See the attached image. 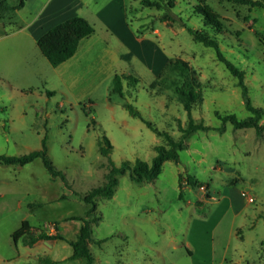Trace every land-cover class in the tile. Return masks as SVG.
<instances>
[{
	"label": "rangeland",
	"instance_id": "1",
	"mask_svg": "<svg viewBox=\"0 0 264 264\" xmlns=\"http://www.w3.org/2000/svg\"><path fill=\"white\" fill-rule=\"evenodd\" d=\"M7 1L15 5L19 0ZM45 1L30 3L39 6ZM172 3L176 16L171 27L159 20L165 9L130 3L128 17L145 41L131 49L109 45L114 57L120 56L117 62L97 42L83 47L71 69L73 77L59 76L52 70L47 75L46 69L40 68L44 77L39 80L27 74L23 81L12 79L11 86L7 79L0 81V155L27 154L40 148L46 137L48 155L66 178V183L52 178L39 158L23 166L0 162V204L8 208L0 210L4 216L0 218V256L6 260L1 264H39L37 258L42 256L56 260V264H86L83 258H69L72 247L68 242L75 240L82 218L90 221L92 264L177 263L183 250L172 241L178 244L188 234L204 233L217 220V250L233 223L245 235L241 247L248 260L261 256L260 264H264L259 246L264 240V131L234 129L230 123L220 128L215 111L238 118L250 114L241 87L215 51L193 42L185 29H202L197 5L218 17L223 28L218 35L220 50L244 71L251 105L264 111V8L227 0ZM28 16L24 10L14 21L20 24ZM157 55L162 56L158 73ZM177 58L188 63L199 82L202 101L194 106L191 116L209 129L191 133L178 152V160L165 161L155 180L137 183L128 171L117 175L113 195L95 197L93 210L87 212L91 204L84 202L83 196L104 184L110 170L108 157L98 150L102 136L113 146L109 158L116 166L124 160L150 162L154 146L166 145L163 137L126 112L124 102L137 108L159 131H166L175 140L180 137L179 126L187 125V114L173 92V82L180 77L167 66L169 60ZM18 66L12 62L11 77L17 74ZM113 69L139 82L125 80L123 94H114L109 75ZM30 82L32 88L24 85ZM187 177H192L196 186L189 185ZM24 219L52 238L33 248L21 241L14 245L10 234ZM250 224L255 225L251 230Z\"/></svg>",
	"mask_w": 264,
	"mask_h": 264
},
{
	"label": "trees",
	"instance_id": "2",
	"mask_svg": "<svg viewBox=\"0 0 264 264\" xmlns=\"http://www.w3.org/2000/svg\"><path fill=\"white\" fill-rule=\"evenodd\" d=\"M25 0H19L17 4L10 5L7 0H0V21L17 9L23 7ZM140 5L147 8L165 9L166 11L159 16V20L164 22L167 27H171L175 22V14L172 12V0H138ZM234 4L248 5L250 8H264V0H227ZM197 14L202 17L203 27L201 30H194L185 26L186 31L195 43H199L204 47L211 48L215 51L216 56L222 62L226 69L234 75L238 80V85L241 87L244 96L245 107L250 113L244 118H238L233 113H220L215 111L216 117L221 121V127L225 123H230L234 129L253 128L256 133L260 134L264 131V122L261 119L264 117V111L260 107L251 105L247 94V88L244 83V71L238 68L230 61L220 50V42L218 35L221 34L223 28L218 17L207 10L205 7L197 5L195 8ZM9 12V13H8ZM3 24V23H2ZM1 24V27H2ZM4 25V24H3ZM94 32L92 25L80 16L70 17L47 30L38 40L37 47L41 54L47 59L52 67H57L61 63L71 58L78 47L79 42L86 37H89ZM259 35L258 32H255ZM167 66L170 70L178 73L180 79L173 82V92L176 95L178 102L187 114V125L179 126L181 133L180 137L175 140L166 131H159L153 123L145 119L142 113L128 102L123 103V108L134 118L140 119L148 128H150L157 136L163 137L166 145H155L153 150L155 154L150 162L136 159L134 161L124 160L119 166L109 158L110 151L113 146L109 140L102 136L99 141L98 150L102 156L108 157L110 165L109 172L105 175V183L99 187H95L83 196V201L91 204L90 212L94 208V198L98 196L111 197L114 188L118 184L117 175L128 171L129 178L134 182H144L155 180L162 170V165L167 160H178V152L184 149L185 141L189 135L199 130H207L208 126L202 122H196L191 116V111L202 101L199 90V82L197 81L194 72L189 67L188 63L182 59L169 60ZM165 69V68H164ZM163 69V70H164ZM162 70V71H163ZM127 83H138L139 80L130 75H114L111 80V92L117 95H122L123 81ZM39 158L47 172L52 178L59 177L64 183L66 178L64 174L58 170L52 163L46 144V137L41 140L40 148L29 151L27 154L20 156L0 155V162L5 165L23 166ZM181 179V177H180ZM186 181L191 186H196L197 182L192 177H187ZM181 183V180H180ZM181 195V194H180ZM32 210V205H28ZM83 224L75 240L69 241L68 244L72 247L70 259L86 260V264L93 263V257L90 253L88 241L91 238V227L88 219H81ZM11 238L14 244L21 241L24 246L33 247L36 243L47 241L52 237L45 231H37L32 228L27 220H22L20 226L11 233ZM56 239L65 240L62 236H55ZM66 241V240H65ZM261 251L264 253V242L261 244ZM39 264H56L51 258L42 256L37 258Z\"/></svg>",
	"mask_w": 264,
	"mask_h": 264
},
{
	"label": "crops",
	"instance_id": "3",
	"mask_svg": "<svg viewBox=\"0 0 264 264\" xmlns=\"http://www.w3.org/2000/svg\"><path fill=\"white\" fill-rule=\"evenodd\" d=\"M133 1L139 2L138 0H46L37 6V3L31 4V0H25L22 8L6 14L4 20L0 21V81L2 79H7L8 85L11 86L12 83H14V80L12 79L23 81V77L27 74L32 75L31 77L34 76V79L39 80L44 77L43 74H41L40 68H42V70L46 69L47 75H49L48 73H51L52 70V72L56 71L59 76L62 74L63 77L66 75L67 77H73L71 69L78 63L83 47L87 48L97 42H101L104 45L103 48L105 54L109 53L111 60L117 62L120 59V56L116 59L113 52L108 50L112 49L109 45L114 44V46L118 45L125 49H131L132 46L145 41L143 37L138 35V33H141L138 29L139 27L135 30L132 21L128 17V9L131 11L130 3ZM24 10L28 12V18L21 20L22 22L20 24H16L14 21L15 18ZM73 16H80L87 20L92 25L94 32L89 37L83 38L79 42L77 50L71 58L57 67H52L39 51L37 40L51 27ZM105 54L104 58H106ZM157 56H159L156 59L158 73L162 67V56ZM12 62L13 64L18 63L19 65L15 77L10 76L9 68ZM103 62L105 63V61H102V63ZM114 64L115 63H111L112 66ZM98 67H101L100 62ZM84 72L85 71L83 70V73ZM116 74H118L117 71L113 69L109 75H112L113 77ZM118 75L125 74L124 72H119ZM24 85H27V87L30 88L33 87L31 82ZM108 100L111 101L110 95L108 96ZM200 199H204V195H200ZM229 206L230 204L227 205V207ZM5 209L7 210L8 208L5 207V205L0 204V210L5 211ZM237 214H239L238 210L234 215L236 216ZM3 217L4 216L0 214V218ZM200 222L203 223L204 221ZM219 222L220 220H217L216 223L211 224L209 226L210 228L204 233L201 231L200 233H194L193 235L188 234L183 240L178 242V244H176L175 241H172L174 247L183 250L181 256L182 259L177 261V263L260 264L262 262L261 256L251 257V259L248 260L250 257L246 255L241 247L242 243L245 242V235H243L241 230H237L233 223L228 228L227 237H224V239L221 240V243L219 242L217 250L215 238ZM245 225L246 224H244V226ZM248 226L250 230L255 227L254 224ZM31 227L35 228L33 226ZM232 242H234L233 245ZM263 242L264 240L259 243L260 247ZM17 243L13 244L17 245ZM39 243L40 242L36 243L33 247L37 246ZM44 243L48 244L47 242ZM48 245L51 247L52 244ZM52 260L56 262V260ZM5 261L6 260L0 256V264ZM177 263L175 261L170 262V264Z\"/></svg>",
	"mask_w": 264,
	"mask_h": 264
},
{
	"label": "built area",
	"instance_id": "4",
	"mask_svg": "<svg viewBox=\"0 0 264 264\" xmlns=\"http://www.w3.org/2000/svg\"><path fill=\"white\" fill-rule=\"evenodd\" d=\"M247 200H248L249 202H252V201H253V199H252L251 197H249Z\"/></svg>",
	"mask_w": 264,
	"mask_h": 264
}]
</instances>
